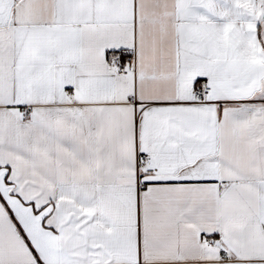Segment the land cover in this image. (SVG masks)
Masks as SVG:
<instances>
[{"label":"snow or ice","instance_id":"snow-or-ice-1","mask_svg":"<svg viewBox=\"0 0 264 264\" xmlns=\"http://www.w3.org/2000/svg\"><path fill=\"white\" fill-rule=\"evenodd\" d=\"M0 264H264V0H0Z\"/></svg>","mask_w":264,"mask_h":264}]
</instances>
